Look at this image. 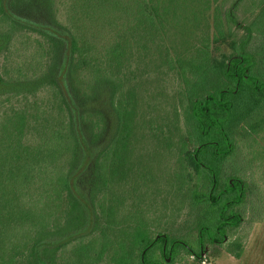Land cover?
I'll return each mask as SVG.
<instances>
[{
	"label": "trees",
	"instance_id": "16d2710c",
	"mask_svg": "<svg viewBox=\"0 0 264 264\" xmlns=\"http://www.w3.org/2000/svg\"><path fill=\"white\" fill-rule=\"evenodd\" d=\"M223 1L66 0L62 24L54 17L53 0H0V53L18 33L30 32L47 41L51 58L37 81L24 74L21 80V69L14 76L4 70L0 107L42 86L51 92L56 114L12 108L0 115V264H54L56 253L73 241L75 259L66 264H102L106 230L126 236L106 264H168L184 255L197 262L209 254L207 247L224 244L229 254L242 257L244 245L230 234L245 223L242 207L252 193L261 221L264 188L254 189L248 170L236 169L230 157L239 149L246 155L237 142L263 136L264 75L256 64L264 33L253 25L256 20L245 25L236 16L245 0H233L227 10ZM256 3L258 9L264 0ZM235 30L243 32L237 42ZM166 77L174 79L171 115L146 121L145 92ZM147 141L174 157L169 187L176 203L188 200L192 240L168 231L152 236L159 223L124 226L118 218L127 201L115 188L128 186L129 199L138 190L142 198L153 192L152 172L140 165L135 174L124 161L134 145ZM226 141L231 150L222 146L216 153L214 142ZM134 180L137 186L130 188ZM140 209L125 216L148 213ZM60 222L68 224L67 232L60 234ZM89 223L102 230L87 240L81 231Z\"/></svg>",
	"mask_w": 264,
	"mask_h": 264
},
{
	"label": "rangeland",
	"instance_id": "374dc122",
	"mask_svg": "<svg viewBox=\"0 0 264 264\" xmlns=\"http://www.w3.org/2000/svg\"><path fill=\"white\" fill-rule=\"evenodd\" d=\"M65 1L66 0H53L52 7L55 19L62 24H67ZM232 2L233 0H224L222 4L223 10H227ZM256 2H258V0L243 1L236 9V16L245 25H250L256 20L253 25L257 27L256 29H260L264 33V4L257 9L255 7L257 4ZM242 34V30H235L232 39L237 42ZM17 36L18 37L13 40L9 48L4 49L0 53V74L6 70L9 76H14L12 72L21 69V76L19 77L21 80H25V75L27 80L37 81L44 75L48 70V66L51 64V58L47 57V48L49 45L47 41L36 33L20 32ZM229 52H231V50ZM257 56V71H259L261 75H264V41L259 45ZM132 69L138 71V73L141 71L140 69L138 70L137 67H133ZM150 78H153L152 74L149 75V79ZM35 90L36 92L30 94L28 97L18 96L11 100V104L6 102L4 106L0 107V115L11 113L12 108H28L29 111L34 113L36 112L35 109L39 114H42L41 112H47L46 115L54 116L55 118L56 114L51 92L49 90H44L42 86L36 87ZM159 92L164 94L159 96ZM145 93V99L141 101V107L142 110H146L147 112L144 116L146 121L150 116L166 118L171 115L169 96L174 93V79L166 77L161 81V85L152 82ZM108 128L109 124L107 126L105 125V131ZM93 132H96V130ZM35 134L36 132L33 131L30 141L35 142L37 140ZM262 134L263 136L260 138L252 136L245 144L237 142V146L239 147L244 145V153L246 152V155H243V150L239 149L238 151L234 150L230 157V161H232L231 163L236 169L243 167L248 170L247 178L250 180H248V182L249 184L252 182L254 189L256 185L264 188V132H262ZM136 142L138 141L136 140ZM136 146L134 145L132 151L124 161L128 160L131 166H134L133 172L135 174L140 172L138 168L140 165L150 173L152 172L154 183H152L151 189L153 190V195L150 193L149 197L142 198L143 190H138L137 193H135V197L129 199L130 196L128 197L127 195L129 193L128 186L119 190L115 188L114 193L122 195L124 197L123 199L127 201L126 204L123 205L124 208L117 211L118 218H123L122 221L124 226H126L127 223H137L143 228L145 222L151 225H157V223H159L156 230L151 228L152 236H155L157 231H168L174 235H184V237L192 240L196 236V231H194L193 225L191 226L192 215L188 200H185L181 204L176 203L178 200L169 187L171 181L170 172L172 164L174 163V157L167 156L166 151L161 153L162 148L160 146L158 149V145L155 141H147L146 143L141 142L136 144ZM123 173H127L126 168H124ZM128 178L133 179L134 174H128ZM132 185L137 186V180L132 181L129 187L131 188ZM254 191L256 192V190ZM90 193L96 194L97 191L91 190ZM254 195L255 193H252L246 198L245 202L250 204L249 207L248 205L242 207L248 219H246L243 225L234 229L232 234H230V240L239 239L244 245V252L240 259H236L233 255L229 254L224 244L223 246H214L205 258L197 262H194L187 255H184L177 258L174 262L167 261L168 264H264V215L261 221H258V215H256L255 211L256 208L253 206V202L255 201L254 204H256L257 207L258 200H255ZM139 196L141 198H139ZM98 198L99 196L96 197V200ZM262 201H259V203L262 204ZM262 205H264V202ZM140 207H142L141 209H143V211H147L148 213H145V215H134L133 217L125 216V212L137 210L140 209ZM247 210H251V212L248 214ZM43 218L46 220L49 218V215L44 213ZM120 219H117V229L122 225ZM61 223L62 222H60V224ZM66 224L67 223L64 222L62 223L59 231L60 234L68 231V224ZM101 224H104V222H101ZM87 226V229L81 231L87 236V240L92 239L93 236H98L102 230L100 224H97L95 229H91L93 227L91 223L87 224ZM116 231L114 230L115 233L110 230L104 231V236L109 238L104 242L107 248L104 249L102 261H104L105 264L112 259L114 252L119 251L118 243L122 240V237H126L124 231ZM126 234H128V232ZM76 243L73 241L64 251H58L55 255L54 264H66V260L75 259L73 248ZM84 243H87V241L84 240ZM101 263L104 264L103 262ZM110 264H112V262Z\"/></svg>",
	"mask_w": 264,
	"mask_h": 264
},
{
	"label": "flooded vegetation",
	"instance_id": "af4514ba",
	"mask_svg": "<svg viewBox=\"0 0 264 264\" xmlns=\"http://www.w3.org/2000/svg\"><path fill=\"white\" fill-rule=\"evenodd\" d=\"M214 145H215V152L216 153H220V151H219V149L222 147V146H227L228 147V150L227 151H230L231 150V148H232V145H231V143L230 142H228V141H226V142H214ZM158 149H159V147H157ZM162 152H165V150L163 149V147H162V150H161ZM226 151V152H227ZM166 153H167V155L169 156V157H171L170 156V150L168 149V148H166ZM189 153V152H188ZM203 167L205 168V169H209L210 167L209 166H207V165H203ZM210 175L213 177V178H215V173L214 172H211L210 173ZM218 177H220V178H223L222 177V175L220 174H218ZM226 178V177H225ZM227 179L228 180H230L231 179V176H228L227 177ZM234 200V199H233ZM238 200L237 199H235L234 200V202H237ZM249 205L250 204H248V207H249ZM239 206H234V207H232L231 208V211H232V213H236L237 215H238V210H239V208H238ZM250 208H251V206H250ZM249 212H251V210H247V213L249 214ZM243 219V218H242ZM247 219H248V217H247ZM227 224H232L231 222H228ZM183 248L186 250V251H191V247L190 246H188V245H184L183 244ZM213 248V247H212ZM211 248V249H212ZM201 249H203V247L201 248ZM207 250L210 252L211 250L209 249V247H207ZM189 258H191L192 260L194 259V256H189ZM169 261H170V259H168Z\"/></svg>",
	"mask_w": 264,
	"mask_h": 264
}]
</instances>
